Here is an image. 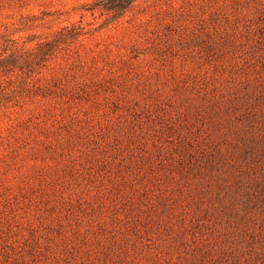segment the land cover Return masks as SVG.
Listing matches in <instances>:
<instances>
[{
	"label": "rangeland",
	"instance_id": "1",
	"mask_svg": "<svg viewBox=\"0 0 264 264\" xmlns=\"http://www.w3.org/2000/svg\"><path fill=\"white\" fill-rule=\"evenodd\" d=\"M0 0V264H264V0Z\"/></svg>",
	"mask_w": 264,
	"mask_h": 264
},
{
	"label": "trees",
	"instance_id": "2",
	"mask_svg": "<svg viewBox=\"0 0 264 264\" xmlns=\"http://www.w3.org/2000/svg\"><path fill=\"white\" fill-rule=\"evenodd\" d=\"M135 1L137 0H96L91 6V10L120 15L127 11ZM11 55L10 57L0 58V72L10 71V69H7V66L19 68L27 63L25 59L19 63L17 59Z\"/></svg>",
	"mask_w": 264,
	"mask_h": 264
}]
</instances>
